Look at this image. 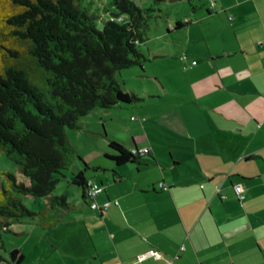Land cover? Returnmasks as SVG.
<instances>
[{
	"label": "crops",
	"instance_id": "obj_1",
	"mask_svg": "<svg viewBox=\"0 0 264 264\" xmlns=\"http://www.w3.org/2000/svg\"><path fill=\"white\" fill-rule=\"evenodd\" d=\"M219 1L215 16L226 34L217 42L204 40L189 88L160 84L156 94L131 91L140 102L111 110L147 107L139 118L130 116L139 128L106 134L101 123L102 130L94 131L103 139L101 161L83 158L96 168L84 177L103 187L96 202L110 205L104 212L92 210L80 190L71 188L75 201L64 196L68 205L89 211L74 215L77 220L65 212L69 208L59 211L65 219L51 227L79 226L89 249L74 264H264V0ZM109 111H94L81 128L103 119L127 125L120 113ZM110 140L129 152L149 153L115 166L105 158L112 154ZM78 171L76 164L67 182ZM159 182L168 190H159ZM234 185L244 189L241 203ZM147 251L162 258L135 263Z\"/></svg>",
	"mask_w": 264,
	"mask_h": 264
},
{
	"label": "trees",
	"instance_id": "obj_2",
	"mask_svg": "<svg viewBox=\"0 0 264 264\" xmlns=\"http://www.w3.org/2000/svg\"><path fill=\"white\" fill-rule=\"evenodd\" d=\"M83 0H0V156L15 165L0 169V252L11 226L36 223L49 229L55 209H68L54 194L77 159L80 171L68 183L87 199L89 168L70 145L67 131L96 110L127 107L141 99L123 92L115 76L143 69L139 46L147 41L153 9L132 0H110L105 17ZM187 23L175 22L172 30ZM105 155L115 166L136 163L140 153L110 140ZM68 172V173H64ZM27 199L31 210L24 204ZM22 264L18 247L0 262Z\"/></svg>",
	"mask_w": 264,
	"mask_h": 264
},
{
	"label": "rangeland",
	"instance_id": "obj_3",
	"mask_svg": "<svg viewBox=\"0 0 264 264\" xmlns=\"http://www.w3.org/2000/svg\"><path fill=\"white\" fill-rule=\"evenodd\" d=\"M140 8H151L152 17L149 20V31L147 33V41L139 46V50L145 62L143 69L138 66H132L119 71L115 79L123 92H136L140 95L141 90L156 94V87L162 84L165 88L175 87L180 90L187 89L190 86L193 75L196 74L195 67L190 68L192 61L200 63V56L206 42L212 38V43L220 40L224 32L222 24L217 20L215 14L218 13L219 0H132ZM214 1L216 3H214ZM226 1V0H224ZM92 3L93 10L112 11L109 2L110 0H83V5ZM105 17H110L109 13H104ZM187 23V26L181 27L179 30L168 31L167 26L173 25L175 22ZM205 40V41H204ZM168 49V52L165 51ZM166 52V53H165ZM167 57L161 58L160 55ZM185 56L184 59L177 61L176 58ZM190 64V65H189ZM189 88V87H188ZM168 92V91H167ZM166 92V93H167ZM161 95L158 99L166 98L165 92L161 90ZM147 95V93H146ZM140 98V97H137ZM157 98V97H156ZM146 108L133 107L131 110L119 111L110 110L111 114L120 113L126 124L116 120L108 121L103 119L99 125L89 127V129H81V131H67V138L70 145L75 149L77 155L84 161L83 158L101 161V145L103 139L99 133L101 131V123L105 133H116L125 129L139 128L136 122H131L130 116L139 118L138 115ZM97 111V112H96ZM95 114H100L96 110ZM94 114V113H93ZM141 115V114H140ZM85 119V118H84ZM88 120H96L89 118ZM139 120V119H138ZM144 119L141 118L140 122ZM80 121V126H81ZM84 123V122H83ZM141 128V127H140ZM136 130V129H135ZM107 134V133H106ZM104 148V147H103ZM85 162V161H84ZM74 164H78L77 159H74ZM0 169L14 172L15 165L7 160L3 155L0 156ZM68 173V172H64ZM58 179L54 194L65 196L68 202L75 201V196L68 182L60 175H54ZM77 189V188H75ZM78 200H76V203ZM24 204L31 210L32 205L29 200L25 199ZM74 206V203H71ZM69 206L68 215L72 220H77L74 215L80 211H89L87 208ZM63 210L55 209L53 211V220L61 221L65 217L59 214ZM78 217V216H77ZM62 220V221H63ZM71 220V221H72ZM62 224V223H61ZM23 234V235H22ZM74 235H78V240L74 239ZM80 228L75 224L61 225L58 228H51L47 231H42L34 225L15 224L11 226V232L2 235L3 251L2 254L5 260H8V252L13 247H18L24 257L22 264H74L79 260V257L84 251H88V246L83 245L79 238ZM81 241V242H80ZM0 264H7L1 261Z\"/></svg>",
	"mask_w": 264,
	"mask_h": 264
},
{
	"label": "built area",
	"instance_id": "obj_4",
	"mask_svg": "<svg viewBox=\"0 0 264 264\" xmlns=\"http://www.w3.org/2000/svg\"><path fill=\"white\" fill-rule=\"evenodd\" d=\"M212 2V0H211ZM185 56H181L180 60L184 59ZM192 65H195V62L192 61ZM142 155H148L149 150L148 149H143L142 151L139 152ZM87 187H88V192H87V199L89 200V206L92 210H97L99 212H104L107 210L108 206L110 205L109 202H103L102 204H98L96 202V199L98 198L99 195L102 194L103 192V187L99 184H97L94 181L87 180ZM157 187L161 191H167L168 187L162 183L159 182L157 183ZM233 192L237 198V200L241 203L245 199V192L244 189L241 185H234L233 186ZM224 198V197H223ZM182 250V248H180ZM161 255L156 252V251H147L143 254H140L137 258L135 263H140L146 259H153V260H159L161 259Z\"/></svg>",
	"mask_w": 264,
	"mask_h": 264
}]
</instances>
